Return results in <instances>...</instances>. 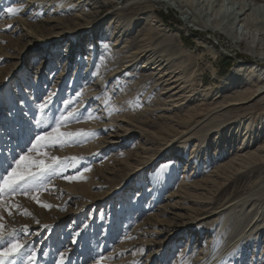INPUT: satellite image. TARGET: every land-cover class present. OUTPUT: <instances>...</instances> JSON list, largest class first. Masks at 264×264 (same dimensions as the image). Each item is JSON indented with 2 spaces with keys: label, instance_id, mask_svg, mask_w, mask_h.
<instances>
[{
  "label": "rangeland",
  "instance_id": "obj_1",
  "mask_svg": "<svg viewBox=\"0 0 264 264\" xmlns=\"http://www.w3.org/2000/svg\"><path fill=\"white\" fill-rule=\"evenodd\" d=\"M207 1L0 0V264H264V0Z\"/></svg>",
  "mask_w": 264,
  "mask_h": 264
},
{
  "label": "bare ground",
  "instance_id": "obj_2",
  "mask_svg": "<svg viewBox=\"0 0 264 264\" xmlns=\"http://www.w3.org/2000/svg\"><path fill=\"white\" fill-rule=\"evenodd\" d=\"M145 1L149 2L151 0H145ZM211 1H213V0L207 1L208 4L206 7L204 4L201 6L197 5L200 7V11H201L202 17L204 19H207L205 17L209 15V8L213 7V4L215 2H219V3H217L218 6L221 5V0H214V3H211ZM220 8H223V6H220ZM247 10L248 9H245L243 7L240 9V14L236 13V14H232L230 16L232 21H233V25L237 20L240 19L241 16L246 15ZM218 11L219 12H217V13H221L220 10H218ZM154 13H155V10L153 8H151L150 6H146V8L141 9V10L139 9V11L132 14L133 17L137 16L139 14H145L147 16L146 27L149 30V33L145 34L143 39L155 41L158 38L157 33L159 32V30L163 31V29H161V27L164 26V24L162 23V21L158 20L154 16ZM96 14H97V11L95 14H91L89 16V18L94 17ZM239 15H240V17H239ZM194 16L195 17L193 19V22H195V23L198 22L197 26H201V24H199V22H201V17L197 16V15H194ZM209 25L212 26V28L215 30H217V28L220 27L219 24H217V23H215L209 19L206 21V23H204V26L203 25L202 26L205 29H207ZM232 29H233V27H229L227 30L224 29L223 32L225 34H227L228 36L235 38L236 43L240 44V46L242 47L241 48L242 52L249 53L253 57L255 56L257 59H261V60H262V58L264 59L263 51H259L262 48V46H264V38H263V36H261V33L258 30L250 29V30H246L245 32L238 33L237 29H236V31H233ZM143 53L144 52H141L140 55H143ZM262 64L263 65H261V64L259 65L258 61H253V63L251 65L241 67L238 70V72L236 73V76L231 74L230 76H228L226 78V81H228L230 84L232 83L234 87L241 89V93H240L241 97H237L236 98L237 101L245 103V102H249V101H251V100H253V99H255L261 95H264V63H262ZM244 70H246L247 72H243V74L249 73L250 79H248V80L247 79L246 80L245 79L244 80L237 79L238 77H240V75L242 76L241 72ZM64 73L65 72L62 73V76L64 75ZM182 88H185V86H183ZM173 89H175V87H172L170 90H173ZM258 134H260V133H258ZM251 135H252V133H251ZM87 147H86V149H87ZM89 147L91 149L94 146L89 145ZM258 150L264 151V143H262L258 147ZM259 158H261V155H259ZM139 172H140V170H139Z\"/></svg>",
  "mask_w": 264,
  "mask_h": 264
},
{
  "label": "trees",
  "instance_id": "obj_3",
  "mask_svg": "<svg viewBox=\"0 0 264 264\" xmlns=\"http://www.w3.org/2000/svg\"><path fill=\"white\" fill-rule=\"evenodd\" d=\"M162 19H164V21L166 20V18H164V16ZM183 39L186 41V44L190 43L186 38H183Z\"/></svg>",
  "mask_w": 264,
  "mask_h": 264
}]
</instances>
